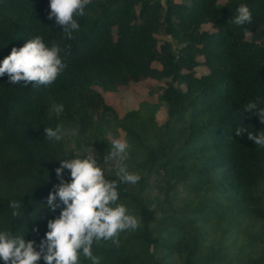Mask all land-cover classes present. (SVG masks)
Wrapping results in <instances>:
<instances>
[{"label":"trees","instance_id":"trees-1","mask_svg":"<svg viewBox=\"0 0 264 264\" xmlns=\"http://www.w3.org/2000/svg\"><path fill=\"white\" fill-rule=\"evenodd\" d=\"M185 1L188 7L173 0H91L85 16L76 17L79 31L66 39L55 18L48 19L50 0H0V61L36 36L66 50V68L52 85L25 87L0 77V231L39 244L47 221L59 215L46 199L59 183L58 160L71 153L62 140H48L44 128L60 125L64 131L69 123L80 136L97 127L100 134L95 116L114 109L94 88L117 93L130 83L164 80L166 119L158 129L165 142L143 146L135 130H126L145 157L133 167L141 177L138 188L119 184L120 202L137 214L140 226L119 237V247L94 245V254L101 264H205L211 258L264 264V148L247 133L235 135L237 128L264 131L258 116L243 112L253 101L264 108V0ZM241 4L249 6L251 24L232 23ZM245 28L263 42L247 40ZM156 34L177 47L166 43L159 55ZM56 105L63 106L59 114ZM98 147L102 162L108 153L103 138ZM160 170L167 191L180 183L190 192L184 208H175L167 193L162 202L147 194L145 177ZM64 179H70L68 170ZM11 201L21 203V217L12 216ZM209 232L218 237L205 247Z\"/></svg>","mask_w":264,"mask_h":264},{"label":"clouds","instance_id":"clouds-1","mask_svg":"<svg viewBox=\"0 0 264 264\" xmlns=\"http://www.w3.org/2000/svg\"><path fill=\"white\" fill-rule=\"evenodd\" d=\"M91 0H50L48 19L55 18L61 26L66 39H72L79 31L76 17L85 16V9ZM237 16L232 23L244 26L252 23V12L247 4L237 8ZM245 37L253 36L245 28ZM62 53L66 50L58 43L51 46L40 36L29 39L22 47H13L10 54L0 61V77L8 76L12 85L29 84L37 86L52 85L64 72L66 64ZM63 111L62 105L55 106L57 114ZM243 112L253 113L264 124V108H258L256 101L247 103ZM48 140L61 141L64 136L60 125L44 128ZM247 138L260 148H264V131L253 134L246 128H237L235 135ZM111 136V133H109ZM129 144L127 140L113 138L111 149L103 156V163L93 151L86 156H76L58 160L60 167L55 169L59 183L53 186L46 199L47 208L59 215L47 221V231L39 241L26 240L24 235H13L9 231H0V261L3 264H81V257L91 264H101L100 257L94 254V245L101 241L119 247L120 234L135 231L140 226L139 219L130 214L125 204L120 202L119 184H137L141 177L131 173L126 164ZM114 164L118 180H109L103 165ZM68 170L70 179H64ZM13 217H21V203L10 202ZM38 232V228H33Z\"/></svg>","mask_w":264,"mask_h":264},{"label":"rangeland","instance_id":"rangeland-1","mask_svg":"<svg viewBox=\"0 0 264 264\" xmlns=\"http://www.w3.org/2000/svg\"><path fill=\"white\" fill-rule=\"evenodd\" d=\"M142 2L143 0H139ZM155 2H159L164 5L165 0H152ZM175 3L179 5H183V7H188V3L185 0H173ZM223 3V2H222ZM139 6H136V11H138ZM202 29V28H201ZM203 29L210 31V26L206 25ZM117 31L116 28L113 29L115 33ZM156 38L158 40L157 52L158 54H163L166 52L165 44L168 43L171 48L175 49L177 47V43L168 37H165L162 34H156ZM249 41H254L258 44H261L262 38L258 36V34H253L251 37H246ZM196 71V75L199 77L203 74V70L198 68ZM165 85V81L157 82L155 80L147 79L140 83H130L129 86L120 90L117 93L104 92L98 88H94L98 91L104 98L105 102L114 109V113L112 114H98L95 116V122L97 125H100V134H98V127L90 132V135L80 136L77 133V129L74 125H67L66 129H64V136L62 139V143L64 146V150L66 153H71L70 158H75L76 156L87 155L89 152L95 151L97 154V158L99 159L100 149L98 145L103 138L106 141L105 150L108 152L111 149V141L113 138H119L127 140L129 144L128 149V158L126 164L128 166V170L131 173H136V170L133 168L138 161L143 160L145 157V152L140 150V146L137 144V140H134L130 135H127V129H133L136 133L139 134V139L141 138L142 142H145L143 146H147L150 144L158 143L159 139H162L165 142L166 134L164 130H159L158 126L163 124L166 115L164 111V107L161 105L160 101V93L162 87ZM184 89V87H182ZM145 105H149L151 107L152 112H148V107ZM130 114H134L131 116ZM148 114H151L154 117L155 122L149 121ZM111 133V136H109ZM165 134V136H164ZM138 139V140H139ZM138 145V146H137ZM102 147V145H100ZM103 150V149H102ZM103 163V161L101 162ZM107 171V177L109 180H116L118 177L116 176V172L114 169V164L112 162H108L103 165ZM140 175V174H138ZM147 189L146 192L152 199H156V202H162L166 196V193L169 197L174 199L172 203L175 208L181 209L184 208L185 204L189 201V193L184 190L181 184H177L175 188L167 191V176L164 174L163 170H160L158 174H151L148 177H145ZM128 186H132L133 188H138V183L135 185L127 184ZM209 203V202H205ZM127 207V206H126ZM150 209L155 208V205L150 204ZM129 210V209H128ZM130 214L137 216L134 211L129 210ZM160 213L158 212V217ZM223 226L224 223H221ZM136 231V230H135ZM135 231H126L120 234L122 239L126 238L127 235L134 233ZM218 237V234H212L209 232L207 235L205 247H209L214 239ZM108 242H100V246H104V248L108 247ZM206 252V248L204 249V255ZM83 257H81V264H91L82 262ZM175 262V258L172 259ZM176 264V262L174 263ZM205 264H218L217 260L211 258Z\"/></svg>","mask_w":264,"mask_h":264}]
</instances>
